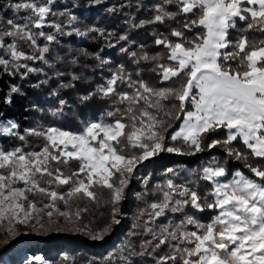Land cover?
<instances>
[{
	"label": "snow or ice",
	"instance_id": "6c2138e0",
	"mask_svg": "<svg viewBox=\"0 0 264 264\" xmlns=\"http://www.w3.org/2000/svg\"><path fill=\"white\" fill-rule=\"evenodd\" d=\"M93 2L101 4L103 0ZM55 3L56 0H8L0 7V12L10 10L15 17L5 19L0 15V71L26 79L29 73L43 71L29 61L54 67L47 54L50 45L59 42L58 35L94 38L91 34L95 33L108 41L107 47L116 46L109 38H115L117 43L127 42L120 52L136 64L155 62L151 71L176 86L153 88L143 79L134 80L121 64L104 83L79 97L81 102L98 97L113 106L101 119L85 123L82 131L41 124L26 128L21 134L16 122L0 126L5 137H15L23 145L29 143V137L45 142L40 151L25 152L23 146L11 150L0 147V225L13 236L17 235V226H38L40 233L48 232L54 216L79 221L82 212L88 211L87 207L72 211L71 201L83 198L97 202L96 189H106L112 206L110 224L92 234V239L103 240L112 224L121 223L117 206L138 175V166L161 153L195 155L220 146L230 158L243 162L252 176L239 169L230 173L227 162L221 164L213 159L199 173H190L191 178L185 183L167 178L149 189L150 178L144 179V191L137 198L145 206L138 209L132 225L141 231L129 236L150 238L141 240L139 250L126 240L119 246V260L122 264H133V257H149L153 264H264V0H162L154 6L151 19L135 23L132 16L126 21L130 29L176 21L180 26L171 28L168 35L152 33L155 45L166 49V55H149L143 45L138 55L137 51H129L135 41H130L127 34L117 36L95 25L65 31L64 24L58 19L49 20V16H67V25H72L77 17L54 11ZM131 6L129 0L120 8ZM135 6H142L140 0ZM108 11L115 12L117 8L113 6ZM21 12L25 15L21 16ZM238 22H243L239 28ZM45 28L54 32H46ZM254 33H259V37L250 35ZM6 38H11V42H6ZM38 38L47 43L41 46ZM20 42L27 43L31 51H24ZM81 55L93 56L101 68L111 63L98 53L82 51ZM165 58L171 63L161 62ZM69 63L74 65L77 60ZM54 75L58 79L70 76L68 83L61 82L52 90L51 95L57 97L60 89L75 88L73 82L81 80V75L75 73L57 71ZM49 79L34 87L47 84ZM120 85L132 92L123 91ZM20 93L18 85H10L3 103L11 105L13 94ZM169 99L177 102L172 105L177 110L175 119L183 115V120L179 129L167 136L159 113L165 107L163 102ZM66 104L65 99L59 98L58 106L48 111L58 117ZM164 114L172 116L171 112ZM219 129L226 130L223 140L208 138L209 133ZM238 140L248 151L232 146ZM250 156L258 162L249 163ZM71 161L78 163L76 169L68 167ZM167 173L178 175L173 169ZM198 181L206 182V190L202 191ZM62 186H67L66 191L57 190ZM156 195L158 200L147 199ZM30 196L42 199L38 203ZM57 201L68 210H61ZM206 210L215 213L207 222L193 214ZM169 213L182 214V218L174 220ZM115 255H110L109 261Z\"/></svg>",
	"mask_w": 264,
	"mask_h": 264
},
{
	"label": "trees",
	"instance_id": "16d2710c",
	"mask_svg": "<svg viewBox=\"0 0 264 264\" xmlns=\"http://www.w3.org/2000/svg\"><path fill=\"white\" fill-rule=\"evenodd\" d=\"M8 0H0V7L6 5ZM137 0H131V7L120 8L121 4H128L129 0H103L101 4H95L93 0H56L53 5V10L56 12L66 11L77 17V20L72 25H67L68 19L65 17H52L49 20L58 19L64 24L65 31H71L75 27L84 28L87 25H95L103 28L106 32H113L117 36L127 34L130 41H135L129 48V51H137L138 55L143 51L149 55L164 53L166 49L162 46H157L154 43L155 37L153 31L157 34L163 33L168 35L173 27L180 25L176 21H168L166 25L149 24L143 28L130 29L126 23L132 16L135 17V23L146 21L154 15V6L161 3L162 0H140L141 7L137 9L135 6ZM115 6L117 11L109 12L108 9ZM174 10V8H173ZM5 19L15 18L10 10L0 12ZM21 16L25 13L21 12ZM182 17H178V20ZM18 23H25L23 20H18ZM243 22H238L237 27H241ZM33 31H39L33 29ZM46 32H54V29L45 28ZM196 31H199L198 29ZM235 34V30H233ZM94 38L78 37L75 34L72 36H59L58 43L53 42L50 45V52L47 54L49 63L54 67L38 61H29L33 67L43 69L39 73H29L26 79H21L20 76H10L7 73L0 71V124H7L8 121H13L19 124V131L23 134L26 128H35L43 124L47 126H56L70 132L82 131L84 124L87 122L97 121L104 117L108 110H112L113 106L107 100H102L94 97L91 101L81 102L79 97L93 91L98 84H102L108 79L116 68L123 64L125 69L133 74V79H143L151 87L162 89L166 87H175L176 84L172 81H163L162 76L157 72L151 71L154 63L141 61L139 64L133 63V59L126 53L120 52L121 46H127V42H116L115 38H109L115 47H107L108 41L99 37L97 34H91ZM186 35L191 36L192 33ZM256 35L259 37V33ZM169 39H175L170 37ZM6 42H11V38H6ZM37 43L43 46L47 42L43 38H38ZM19 46L26 52L31 49L25 42H20ZM82 51H87L90 54H99L104 59L110 60L111 63L104 65L103 68L98 66L93 56L85 57L81 55ZM0 50V55H2ZM61 58V59H58ZM7 58V57H5ZM76 59V64L69 63L70 60ZM163 63H171L165 60ZM111 69V71H110ZM23 71V70H21ZM75 73L81 75V80L74 81L75 88L60 89L59 96L51 95L53 89L59 87V83H68L70 76L57 78L55 72ZM139 71V76L136 75ZM49 79L47 84L34 87L41 80ZM10 85H18L21 89L20 94H13V103L7 105L3 103V97L9 91ZM125 92H132V89L124 85H120ZM63 98L67 101L63 114L58 117H53L48 109L58 106V99ZM176 101L169 99L164 101V109L159 113L160 119L165 122V135L170 136L181 126L183 115L180 119H175L176 109L172 107ZM35 105V107H33ZM115 107H123V105H115ZM41 109V111H37ZM171 112L172 116L168 117L164 113ZM226 130L219 129L215 133H209V139L223 140L226 137ZM29 143L23 145L21 141L15 137H5L0 132V147L4 150H11L18 146H23L25 152L40 151L41 146L45 143L43 139L37 137H29ZM168 143H173L170 140ZM233 147L240 151H248L241 142H233ZM213 159L221 164L226 163L229 172L237 169L243 171L250 177L252 174L244 166L241 161H235L227 155L223 147L218 146L210 151L196 153L195 155H178L175 153H161L152 161L146 162L138 166V175L134 176L132 183L126 190L125 199L117 206L121 215L118 217L120 224H112L111 231L103 240L92 239V234L99 232L104 227L110 224L111 204H109L110 194L106 189H96L97 202H92L83 198H76L70 203L72 211L76 207H87V212H82L79 221L67 220L64 217L54 216V223L48 232L40 233L39 229L34 233H18L15 237L1 240L0 239V264H26L30 259L35 260L42 258L49 264H122L119 260V246L126 240H131L139 250V244L142 239H149L145 236H129V233L141 231L134 229L133 223L136 222L138 209L145 206L144 201L137 198V194L144 191L143 180L149 179L148 187L153 188L156 183H163L167 178H171L175 183H185L191 177L190 173H199V171L209 164ZM249 163L256 164L257 158L249 157ZM64 167V166H61ZM72 169L78 167L76 161H71L68 166ZM168 169L175 170L178 175L173 176L167 173ZM67 174V168H65ZM167 173V176L165 175ZM230 178V177H229ZM47 179V178H46ZM202 191L206 190V182L198 181ZM67 186H62L57 190L60 192L66 191ZM30 199H35L39 203L40 196H30ZM148 200H158L159 195L149 196ZM46 202V200H45ZM61 210L67 211L63 203L57 201ZM192 211V210H189ZM193 214L203 222L209 221L214 212L204 211L193 212ZM169 218L178 220L182 218V214H171ZM47 223V218L44 220ZM24 227V226H19ZM30 228V227H27ZM75 229H80L76 231ZM6 229L0 225V234L5 233ZM166 248V246H165ZM165 249H161L163 252ZM116 254L113 261H109L110 255ZM126 254V253H125ZM159 255V253H157ZM68 259L65 260L64 257ZM133 264H153L149 257L139 258L133 257Z\"/></svg>",
	"mask_w": 264,
	"mask_h": 264
},
{
	"label": "rangeland",
	"instance_id": "374dc122",
	"mask_svg": "<svg viewBox=\"0 0 264 264\" xmlns=\"http://www.w3.org/2000/svg\"><path fill=\"white\" fill-rule=\"evenodd\" d=\"M0 126H7V124H0ZM38 229H39L38 226L36 228H33V227L27 228V227H19V226H17V234L20 233V232L27 233V234L28 233H34ZM15 236H13L10 233H8L7 231H5V233L0 234V239L1 240H7V239L13 238ZM40 261H44V260L42 258H38V259H35V260L30 259L26 264H40ZM44 264H49V263L44 261Z\"/></svg>",
	"mask_w": 264,
	"mask_h": 264
}]
</instances>
